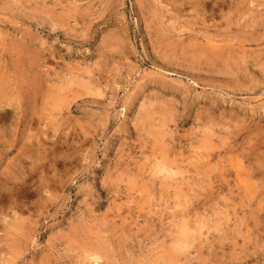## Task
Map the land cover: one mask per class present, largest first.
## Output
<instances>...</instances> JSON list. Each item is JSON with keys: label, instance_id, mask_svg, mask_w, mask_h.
<instances>
[{"label": "rangeland", "instance_id": "1", "mask_svg": "<svg viewBox=\"0 0 264 264\" xmlns=\"http://www.w3.org/2000/svg\"><path fill=\"white\" fill-rule=\"evenodd\" d=\"M0 264H264V0H0Z\"/></svg>", "mask_w": 264, "mask_h": 264}, {"label": "bare ground", "instance_id": "2", "mask_svg": "<svg viewBox=\"0 0 264 264\" xmlns=\"http://www.w3.org/2000/svg\"><path fill=\"white\" fill-rule=\"evenodd\" d=\"M22 1V0H21ZM47 15V14H46ZM234 168V167H233ZM241 171V170H240ZM237 172V171H236ZM245 175V174H244ZM239 176V175H238ZM239 179V178H238ZM240 181V180H239ZM238 182V181H237ZM172 254V253H171ZM99 257V256H98Z\"/></svg>", "mask_w": 264, "mask_h": 264}]
</instances>
